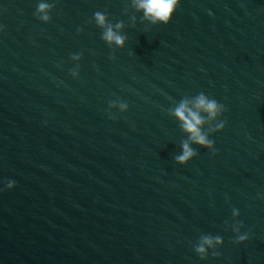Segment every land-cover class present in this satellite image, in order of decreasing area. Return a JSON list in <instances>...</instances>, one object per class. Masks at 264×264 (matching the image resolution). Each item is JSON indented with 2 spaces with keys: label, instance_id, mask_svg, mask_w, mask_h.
I'll return each instance as SVG.
<instances>
[{
  "label": "water",
  "instance_id": "obj_1",
  "mask_svg": "<svg viewBox=\"0 0 264 264\" xmlns=\"http://www.w3.org/2000/svg\"><path fill=\"white\" fill-rule=\"evenodd\" d=\"M39 2L0 0V264H264V0H180L167 26L131 0H45L44 23ZM200 93L225 127L181 166L168 111Z\"/></svg>",
  "mask_w": 264,
  "mask_h": 264
},
{
  "label": "clouds",
  "instance_id": "obj_2",
  "mask_svg": "<svg viewBox=\"0 0 264 264\" xmlns=\"http://www.w3.org/2000/svg\"><path fill=\"white\" fill-rule=\"evenodd\" d=\"M180 3V0H131L132 7L138 13L143 14V20L148 21L153 26L165 25L167 26ZM55 5L40 0L37 5V11L35 13L36 18L48 23L51 20L49 12L54 9ZM135 18L133 17V20ZM94 22L98 28L102 30L103 41L111 48L113 45L115 48H124L126 45V36L122 35L125 25L124 23L117 22L112 24L108 21V17L105 13L99 11L94 13ZM72 60L79 61L81 54L73 55ZM114 59V57H113ZM73 78L78 77V69H74L71 72ZM189 99L185 96L178 104L169 109L168 115L178 121L181 130L186 133L187 139L181 142V153L174 157L175 163L181 166H186L193 157L197 155V152L190 146L196 144L204 149H207L213 154L216 150L214 142L209 139V135L212 133L222 132L225 127V121L221 120L223 113L226 111L223 105L218 103L215 99H210L204 93L198 94L192 101V107L189 106ZM113 108H119L120 113L128 111V104L126 102L115 101L109 103V118L113 119L111 110ZM205 125L207 130L205 131ZM6 190H12L15 187L14 181H6ZM239 211L233 209L232 216L238 217ZM232 231L236 235L234 243L243 244L249 239V234L241 233L243 223H235L232 226ZM223 245V239L220 236L202 235L197 243L194 245L195 253L201 260L208 258L209 249L212 250V255L218 256L216 251L217 246Z\"/></svg>",
  "mask_w": 264,
  "mask_h": 264
}]
</instances>
